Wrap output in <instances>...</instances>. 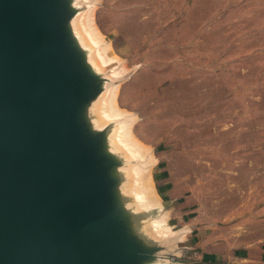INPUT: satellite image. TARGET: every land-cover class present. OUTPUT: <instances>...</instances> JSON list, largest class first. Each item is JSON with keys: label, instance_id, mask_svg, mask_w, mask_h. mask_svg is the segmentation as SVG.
I'll list each match as a JSON object with an SVG mask.
<instances>
[{"label": "rangeland", "instance_id": "374dc122", "mask_svg": "<svg viewBox=\"0 0 264 264\" xmlns=\"http://www.w3.org/2000/svg\"><path fill=\"white\" fill-rule=\"evenodd\" d=\"M155 264H264V0H76Z\"/></svg>", "mask_w": 264, "mask_h": 264}, {"label": "water", "instance_id": "95a60500", "mask_svg": "<svg viewBox=\"0 0 264 264\" xmlns=\"http://www.w3.org/2000/svg\"><path fill=\"white\" fill-rule=\"evenodd\" d=\"M76 0H0V264H155L94 109L108 78Z\"/></svg>", "mask_w": 264, "mask_h": 264}]
</instances>
